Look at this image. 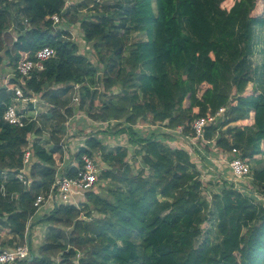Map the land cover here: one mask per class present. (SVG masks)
Listing matches in <instances>:
<instances>
[{
	"label": "trees",
	"instance_id": "16d2710c",
	"mask_svg": "<svg viewBox=\"0 0 264 264\" xmlns=\"http://www.w3.org/2000/svg\"><path fill=\"white\" fill-rule=\"evenodd\" d=\"M98 1L85 6L97 18L80 19L69 16L78 9L67 6V0H0V78L8 76V68L14 74L0 86V247L6 245L4 230L12 237L8 245L23 239L37 195L55 183L65 125L88 103L100 107L99 119L114 122L115 135L124 134L140 148L141 167L135 171L128 163L127 148H109L87 134L86 147L76 154L78 165L83 154L99 152L104 165L99 181L119 185L114 200L104 194L111 188L103 184L99 193L84 195L82 207L61 203L37 218L34 224L47 226L46 239L19 264H264V203L256 193L216 174L219 182L208 189L210 201L205 199L202 175L190 153L170 148L167 133L141 135L136 128L150 118L152 125L172 131L181 127L192 135L196 119L226 107L225 120L211 124L206 138L218 135L224 152L236 147L251 169L262 164L252 169L250 182L264 196V89L254 79L252 61L255 28L264 26V0H119L111 15ZM11 5L18 6L16 17L23 20L15 38L7 33L15 19ZM54 15L63 21L69 17L63 23L68 27L79 23L98 64L106 63L102 74L80 53L69 29H55ZM133 33H144L145 40L131 44ZM100 46L116 53L104 61ZM44 47L56 54L24 88L26 96L39 95L49 106L39 115L43 123L9 125L4 114L18 84L17 64L34 60ZM121 65L128 70L123 78ZM101 82L103 92L97 87ZM74 85L81 86L76 109L67 99ZM50 122L53 130L46 128ZM31 143V184L25 186L16 174ZM65 174L74 177L77 169L68 167ZM204 222L214 226L216 243L208 236L197 244Z\"/></svg>",
	"mask_w": 264,
	"mask_h": 264
},
{
	"label": "built area",
	"instance_id": "2783aa9c",
	"mask_svg": "<svg viewBox=\"0 0 264 264\" xmlns=\"http://www.w3.org/2000/svg\"><path fill=\"white\" fill-rule=\"evenodd\" d=\"M53 24L59 25L62 23L63 19L59 15H54L52 18ZM27 20L24 25L27 26ZM72 39H74V33H72ZM56 54L55 50L51 47H44L40 49L35 54L34 60H25L19 61L16 67V72L19 76L18 84L11 90L14 94L13 102L8 106L4 114V121L12 126L24 127L28 123L37 122V125H40L39 115L41 114L40 109V96L32 94L31 96H26L24 88L26 86V81L33 72L42 71L45 66V62L50 58L54 57ZM80 85H74V102L76 106H79V94H80ZM18 105L22 106V111H19ZM29 107H28V106ZM30 105H32V110H30ZM227 108H221L216 114H211L206 117L198 118L194 121L192 125L193 134H185L183 128L179 127L174 132L179 137L184 140H187V143L190 146H198L202 149L210 148L214 153H220L222 158L229 162V178L225 179L226 181L232 183L235 188L243 189L239 187L240 181H245L251 177V164L247 163L240 151L233 147L230 151H221V148L217 145L218 135L213 139L208 140L206 138V129L211 125L215 126L225 120ZM219 131H217L218 134ZM49 133V132H46ZM48 137V135H46ZM99 139V137H98ZM227 139L231 142L232 138ZM102 143L103 141L99 139ZM104 144V143H103ZM63 146V157L64 160L67 158L70 159V154L65 147L64 140L62 141ZM195 151L192 149L191 153ZM69 154V155H68ZM94 154V153H93ZM62 157V159H63ZM100 157V154H99ZM34 158V152L32 146L26 151L23 159V168L17 172L16 179L25 186H30L31 180L28 178L29 167L32 164ZM76 160V158H75ZM103 164V163H102ZM64 162L62 161L59 165L56 166V180L55 183L47 190L39 193L34 201V207L36 208L35 215L27 224L26 232L23 239L14 241L12 245H6L0 247V264H19L20 262L26 261L32 257L34 249H32L31 233L30 228L35 227L37 218H42L45 214L53 211L58 204H74L80 207L84 202H76L75 198L78 196L83 197L87 192L95 191L96 185L99 182V176L102 171V167L99 164L95 163L93 157L88 153L82 155V166L76 164L70 165L68 167H75L77 169V174L74 177H68L65 174ZM44 212V213H43ZM39 225V224H37ZM33 227V228H34ZM12 239L8 235V240Z\"/></svg>",
	"mask_w": 264,
	"mask_h": 264
},
{
	"label": "rangeland",
	"instance_id": "374dc122",
	"mask_svg": "<svg viewBox=\"0 0 264 264\" xmlns=\"http://www.w3.org/2000/svg\"><path fill=\"white\" fill-rule=\"evenodd\" d=\"M93 1L94 0H67V6L70 7V5L76 4L77 9H78L77 11H74L73 9H72V11H69V16L72 15V16H75L77 18L82 19L83 17H85V15H87V16H89V18L96 19L97 18L95 16V15H97L96 12H94V11L90 12V11L86 10V9H88L94 5ZM98 3L100 5V9L102 10V12L107 13V15H111L114 12L115 8L118 7L119 0H99ZM260 3H261V1H260ZM86 5H88V8L85 7ZM17 7H18L17 5H11V11L15 16V19L13 22L12 29L8 30V32H7L8 34L12 35L14 38L17 36V32H18L16 29L20 30L23 27L22 26L23 20L16 17L17 16L16 15ZM122 7L126 8L127 6L123 5ZM99 15H101V14L99 13ZM68 20H69V17H66V19H64V21H62V23H60L59 25H56L55 29L59 30V31L69 29L72 33H74V39H75V42L78 43V45H79L80 53L87 56L89 58V60H91L93 62V64L99 65L100 70H101V74H102L104 69L102 71L101 67L104 68L106 63H103L104 66L102 64H98V62H97L98 54L96 53V50L94 49L93 43H89V42L83 40V36H82V32H81L79 23H77L75 25H71L70 27L63 24V23H65V21L67 22ZM185 29H188V27L186 25H185ZM141 40H145L144 33H133L132 35L129 36V42L131 44L137 43L138 41H141ZM254 50H255V53H254V56L252 58L253 76H254V79L256 80V82L258 83L257 85H258L260 91H263V89H264V26H257L255 28V47H254ZM100 51H101L102 58L104 61H107L108 59L112 58V56L116 53V50H112V49L106 48L104 46H100ZM125 52H126L125 57H127L129 54V50L127 49ZM6 71H7V74H9V76H12V74H13L12 69L8 68V69H6ZM127 72H128L127 68L125 66L121 65L120 78H123L124 76H126ZM6 84H7V80H5L4 78L0 79V86L6 85ZM97 87L99 88L100 91L103 92L104 87H103L102 82ZM114 91H116V90H114ZM115 93H118V92L116 91ZM73 98H74V93H71L67 97V99L70 101V105L76 109L79 106H76V102H74ZM80 98H81V92L79 94V101H80ZM101 103L102 102L100 101V104ZM13 104H16V103H13ZM16 106H18L19 111H22L21 105L16 104ZM43 110L46 111L47 109L43 108ZM79 112H81V114H80L81 119L86 118L85 121L89 127L88 130L90 131V133H93L94 136H97V138L100 134H104V138L102 139V141L105 145H108L109 148H111V147L113 148V147H117V146L127 148L129 150V157L127 158L128 163L130 165H132V167H134L135 171L140 169L141 157H142V153H141L140 148L136 145L133 146V144H130L129 141L126 140L125 137H124L125 139L123 140L122 135H119V138H114V136H117L114 134V132L116 130V128L114 127V122H104L101 119H99L98 116L101 113L100 107L91 108V107H89V105L87 103L85 108ZM76 122L77 121L71 120L70 124L68 125L69 129H71ZM102 123H105V124H102ZM152 124L153 123H152L151 119L148 118L146 121L140 122L136 128L138 129V131L141 130L140 134L143 135V134L149 133L151 131V129L153 128ZM159 125H164V124H159ZM46 128L53 130L52 126H48ZM109 132H111V133H109ZM166 133L172 134L171 132H166ZM174 145H176V144H174ZM180 146L183 147V145H180ZM81 148H83V147H81ZM78 150H79V148L73 149L74 158H76V154H77ZM217 155L218 156H214V157H219V154H217ZM73 156L70 157V159H72ZM92 157H93L95 163L102 166V161H101V158L99 157V152L97 153V151H95V153L92 154ZM201 157H202V159H201ZM209 157L212 158V156L209 153H207L206 151H205V154H203V155H200L198 152L196 154L192 153V158L195 161L196 165L198 166V169L202 175L201 180L205 186V191H204L205 199H208L210 201L211 198L208 194V189L214 184L215 179H212L211 175L208 173V170H206V168L204 166V164H205L204 158L205 159L208 158V160L210 161ZM77 162H78V160H77ZM228 164H229V162H227L225 164V166L226 165L228 166ZM219 167H216V171L224 174V176L226 178H229L228 173L226 171H224L223 169H221L224 167H222V166L220 168ZM261 168H262V164L257 165V163H256V165L253 164L252 169H261ZM250 181H251L250 179L245 180V181H240L239 187L247 188L248 193H253V194L256 193V195L255 194L254 195L259 199V201L261 203H264V196L259 195L257 188L255 187V185L251 184ZM106 185H107L106 182L103 183V182L99 181L98 184L96 185L95 192L99 193L101 191L100 187L101 186L105 187ZM107 186L110 187V184ZM118 187H119V185L112 184V186L110 187L111 191L106 189V192L104 194L106 196H108L110 199L114 200L113 199L114 198L113 193L115 192V189ZM252 203L253 204H259L257 201L256 202L253 201ZM212 208H214V202L212 204ZM203 219H206V217ZM33 227L30 228V230H31L30 231L31 241H32L31 247H32V249H34L33 253L36 254L38 251V248L44 243V240L46 239V235L48 233V230H47V228H46L47 226L45 224H39V225L36 224L35 227L34 228ZM1 234H2V237L4 239V243L6 244L8 242L7 232L4 230ZM208 236H210L212 238L211 241L213 243H216L214 226L213 225L210 226V224L206 222L202 227L201 237L197 239V244L199 245V244L203 243V241Z\"/></svg>",
	"mask_w": 264,
	"mask_h": 264
},
{
	"label": "crops",
	"instance_id": "0c3cea01",
	"mask_svg": "<svg viewBox=\"0 0 264 264\" xmlns=\"http://www.w3.org/2000/svg\"><path fill=\"white\" fill-rule=\"evenodd\" d=\"M10 77L11 76H9V74H8V76L3 75L0 79L4 78L8 82V80H9L8 78H10ZM115 89L118 92L119 88H115ZM39 106H40V109H42V110H43V108L48 110V107H49L47 104H45V103L43 104L42 102H40ZM46 111H43V112H46ZM80 114H81V112H79V113L77 112V114H75V116L73 118H71L69 120V122H67V124L65 125L66 126V136L64 137L63 140H64L65 147L67 148V151L70 154V157H72L73 154H74V152H73L74 148L78 149L80 147H83V148L86 147L85 146L86 145L85 142H86V139L88 138L87 134L90 133V131L88 130L89 127H88V125L86 124V121H85L86 118L85 119H81L80 118V116H81ZM71 120H74V121H77V122L73 125V127L71 129H69L68 125L70 124ZM40 123H41V120H40ZM42 123H43V120H42ZM42 123H41V125H42ZM102 124H105V123H102ZM159 124L160 123H157L156 125H153V128L151 129V131L159 130L160 133H165V134H166V132H171L172 134L167 133L168 136H167V138H165V142L170 148H173V149H175V148L184 149V150H186V151H188L190 153L191 158H192V153H191L190 150H192V149L195 151L194 152L195 154L198 152L200 155H203V154H205V151H206L207 153H209L212 156V158L209 157L210 161L208 160V158H206V159L204 158V160H205L204 166H205L206 170H208V173L211 175L212 179H215L216 181L219 182V177L216 174H220L221 177L227 179L224 176V174L219 173V172L216 171V167H219V166L220 167L221 166L224 167V168H221V169L226 171L228 173V175L230 176L229 167L227 165H226L227 167L225 166L226 161L222 158L220 153H218L219 157H214V156H218V155H217V153L212 152L210 148L202 149V148H200L198 146V144L195 145V146H193V145L190 146L187 143V140H184L181 137L178 138V136L175 134L174 130L173 131L172 130H168L166 128L161 127ZM48 126H53V125L50 122L48 124ZM122 135H123L122 138L124 140L125 139L124 138L125 135L124 134H122ZM98 137H99V139L102 140L104 138V134H100ZM114 138H119V136H114ZM174 144H176V145H174ZM180 145H183V147H181ZM31 146H32V143H31ZM133 146H135V145H133ZM201 159H202V157H201ZM192 160H193V158H192ZM62 161L64 162V167L63 168L65 169L66 167H68L70 165L76 164L77 159L75 160L74 156H73L72 159H68L67 158V154H66V159L64 160V157H63ZM102 166H104V165L102 164ZM75 201L79 202V203L84 202L85 201V196H83V197L78 196V197L75 198Z\"/></svg>",
	"mask_w": 264,
	"mask_h": 264
}]
</instances>
